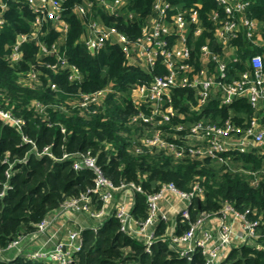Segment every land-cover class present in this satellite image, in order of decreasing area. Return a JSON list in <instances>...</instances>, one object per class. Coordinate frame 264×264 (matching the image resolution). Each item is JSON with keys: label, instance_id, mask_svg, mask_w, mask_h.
<instances>
[{"label": "trees", "instance_id": "1", "mask_svg": "<svg viewBox=\"0 0 264 264\" xmlns=\"http://www.w3.org/2000/svg\"><path fill=\"white\" fill-rule=\"evenodd\" d=\"M247 1L249 6L245 13L258 23L254 36L257 44L244 33L231 42L234 47L231 58L235 57L237 61L223 58L227 60L228 80L249 68L250 56L264 53V0ZM153 2L126 0L116 17L107 12L106 4L95 0H67L64 13L69 27L64 39L57 41L59 34L51 30L49 24L43 28L45 34L39 39L48 46L56 43L58 53L79 69L81 81L70 82L66 74H55L44 67L56 58L43 55L33 42L23 44L18 63L9 60L16 36L30 31L32 15L25 5L8 1L6 23L0 26V104L10 108L15 117L23 119L24 125L17 132L0 121V191L7 186L4 195L0 196V264H48L28 259L29 246L6 247L19 236H30L36 224L58 211L64 200L76 198L92 187L91 172L74 170L72 160L62 159L65 153L95 155L103 175L113 184L121 181L138 183L147 193H152L162 183H170L185 193L197 185L202 196L199 201L192 200L189 208L192 221L203 212H218L225 201L240 211L254 209L256 214L249 218L260 221L257 227L260 238L232 248L221 264H264V156L256 149L245 153L233 151L226 155L227 162L221 163L187 156L176 159L158 150L136 153V143L141 136L150 133L151 128L129 122L137 111L131 101V89L147 82L150 73L138 65L128 64L118 45H106L91 53L81 41L85 24L92 20L115 26L128 39L134 40L149 21ZM195 3L201 5L199 17L203 30L197 37L192 36L190 30L187 37L192 49L191 62L198 69L199 50L203 44L207 43L216 53L222 52L220 41L213 34L215 25L208 17L217 9L214 0H173V4L182 6ZM74 5L85 6L86 14L79 16L70 12ZM32 66L39 72L40 84L31 88L24 78ZM210 67L213 69L214 64ZM48 79L57 83V91L49 88ZM102 89H108V92L100 106L91 103L82 109L78 105L76 99L80 94ZM66 93L72 94L75 100H67ZM172 98L178 116L170 126L181 123L188 128L199 120L215 124L229 120L244 129L256 118L264 127V101H260L255 109L247 98L235 96L229 104L221 105L216 94L194 110L191 107L196 104L195 90L174 89ZM173 133L171 130L170 134ZM176 133L184 135L185 131ZM24 137L30 143L24 141ZM45 147L49 148L53 158L41 153ZM151 181H155L154 188ZM135 197L133 215L143 219L146 216L145 197L139 194ZM83 218L86 223L81 230L83 246L73 264H204L200 254L191 261L179 258L161 240H157L147 253L141 242L118 230L112 216L100 220H92L86 215ZM93 227L98 228L94 230ZM186 227L188 224L184 222L179 231ZM164 229L165 225H159L157 233H163Z\"/></svg>", "mask_w": 264, "mask_h": 264}, {"label": "built area", "instance_id": "2", "mask_svg": "<svg viewBox=\"0 0 264 264\" xmlns=\"http://www.w3.org/2000/svg\"><path fill=\"white\" fill-rule=\"evenodd\" d=\"M8 1L25 5L32 15L30 31L16 36L9 60L18 63L22 58L23 44L33 42L43 55H53L56 58L53 63H45V68L55 74H66L70 82H80L81 72L58 53L56 43L48 46L39 39L40 35L45 34L43 28L47 24L59 34L57 41L64 39L69 27L64 13V3L67 0H0V26L6 23ZM95 1L106 4L107 12L116 17L126 4V0ZM214 2L217 9L208 17L215 25L213 34L220 41L222 54L212 51L207 43L203 44L199 50L198 69L191 62L192 49L188 45L187 36L190 30L195 37L202 33L199 3L182 6L173 4V0H154L149 21L134 40L128 39L115 26L106 25L101 20L85 24L81 41L89 52L99 51L106 45H118L128 64L138 65L150 73L151 78L147 82L136 84L131 89V101L137 111L129 122L151 128L150 133L139 138L134 147L136 153L158 150L176 159L187 156L192 159L209 158L221 163H226V155L233 151L245 153L249 149H256L257 153L264 156V127L256 118L251 119L244 129L229 120L221 124L199 120L191 123L188 128L181 123L170 126L178 116L172 98L174 89L195 90L196 104L191 107L194 110H198L208 98L216 94L221 105L229 104L235 96L247 98L255 109L259 107L260 101H264V53L250 56L249 68L231 80L227 79V60L223 59L227 57L231 62L237 61V58H231L234 51L231 42L240 33L257 44L254 36L258 31V23L245 13L249 1ZM70 12L84 16L86 9L83 5H74ZM129 17L131 18V14ZM212 63L213 69L210 67ZM158 67H161V72ZM24 82L31 88L40 84L39 72L33 66ZM47 85L53 91L58 90L57 83L50 79ZM107 92L108 89H102L90 94H80L76 101L82 109L91 103L98 107ZM66 96L70 102L75 100L72 94L66 93ZM32 103L41 107L37 102ZM0 121L17 132L24 125L23 119L15 117L10 108H4L1 104ZM166 125L170 127L164 129ZM171 130L175 133L170 134ZM61 131L64 132V129ZM182 131H185L184 135L176 133ZM23 139L30 143L25 137ZM41 153L53 158L48 147L43 148ZM62 159L72 160L74 170H89L92 174V187L76 198L64 200L58 211L36 224L30 236H19L6 249H18L23 244L29 246L30 237L43 236V247L34 252L29 251L28 259L48 264H73L83 246V227L76 218L83 215L92 220L112 216L117 221L118 230L141 242L147 253H150L157 240H161L179 258L191 261L196 254H200L204 264H221L232 248L260 238L257 233L260 221L249 218L256 211L251 208L237 210L227 201L222 203L218 212H203L192 221L189 212L192 200L196 198L199 201L202 196V190L197 185L191 192L185 193L170 183H162L152 193H147L138 183L121 181L113 184L103 175L95 155L65 153ZM6 188L4 186L0 191V196L4 195ZM136 194L145 197L146 216L143 219H137L133 215ZM184 222L188 227L179 231ZM161 224L165 225V229L158 234L157 229ZM93 228L96 230L98 227ZM257 248L260 249L261 246L257 245Z\"/></svg>", "mask_w": 264, "mask_h": 264}, {"label": "rangeland", "instance_id": "3", "mask_svg": "<svg viewBox=\"0 0 264 264\" xmlns=\"http://www.w3.org/2000/svg\"><path fill=\"white\" fill-rule=\"evenodd\" d=\"M76 220H77V222L79 223L80 226L84 227L86 225L83 216H77ZM44 242H45V239H43V236H33V237H30V239H29V248H30V251L34 252L35 250L43 247V243ZM24 246L26 247L28 245L25 244Z\"/></svg>", "mask_w": 264, "mask_h": 264}, {"label": "water", "instance_id": "4", "mask_svg": "<svg viewBox=\"0 0 264 264\" xmlns=\"http://www.w3.org/2000/svg\"><path fill=\"white\" fill-rule=\"evenodd\" d=\"M92 52V50H90ZM151 185L154 188L155 187V181H151Z\"/></svg>", "mask_w": 264, "mask_h": 264}]
</instances>
